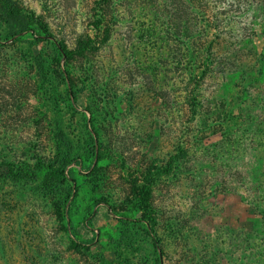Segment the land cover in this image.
<instances>
[{"label":"rangeland","instance_id":"rangeland-1","mask_svg":"<svg viewBox=\"0 0 264 264\" xmlns=\"http://www.w3.org/2000/svg\"><path fill=\"white\" fill-rule=\"evenodd\" d=\"M12 1L0 264H264V0Z\"/></svg>","mask_w":264,"mask_h":264},{"label":"trees","instance_id":"trees-1","mask_svg":"<svg viewBox=\"0 0 264 264\" xmlns=\"http://www.w3.org/2000/svg\"><path fill=\"white\" fill-rule=\"evenodd\" d=\"M0 7L2 8L4 14L6 17L11 20L13 23L17 24L20 27L21 31H32V23L29 19L26 18V16L23 13V9H21L17 4H15L12 0H0ZM44 34L46 36H49V30L44 29ZM60 56H65L67 59L72 60L77 53L76 50H72L67 48L66 46H61L60 48ZM84 52V51H83ZM37 66L39 69L43 70L44 65L42 63L41 57L37 58ZM76 96V93H73ZM177 156H174L171 158V161L169 163V167L167 169H164L162 172H169L172 169V164L175 161ZM71 163V159L69 156L64 158L62 160V169L56 170L54 173L56 174V178L60 176L61 182L65 180V169L68 167V165ZM159 174V173H158ZM33 176V173H28L26 170H15L11 165H8L7 172L5 175L0 174V177H7L12 178L14 180H18L24 177H30ZM156 173L149 174L148 178L146 179L145 183H148L147 185L140 186V188H137L134 191L135 201L138 204L139 208L143 210V216L144 218H148L153 213V207L151 204V189L149 187L150 183H153L155 181ZM153 220V226L156 224V219L151 218ZM152 226V227H153ZM150 232L155 234L154 228L150 229ZM155 245L157 246L156 242ZM77 247H85V245L81 243H77Z\"/></svg>","mask_w":264,"mask_h":264}]
</instances>
